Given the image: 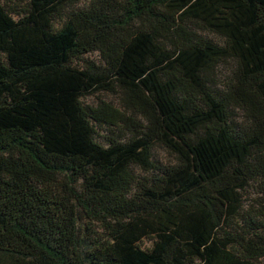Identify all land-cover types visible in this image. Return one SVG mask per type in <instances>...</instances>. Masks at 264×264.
<instances>
[{"label":"trees","instance_id":"1","mask_svg":"<svg viewBox=\"0 0 264 264\" xmlns=\"http://www.w3.org/2000/svg\"><path fill=\"white\" fill-rule=\"evenodd\" d=\"M0 264H264V0H0Z\"/></svg>","mask_w":264,"mask_h":264},{"label":"rangeland","instance_id":"2","mask_svg":"<svg viewBox=\"0 0 264 264\" xmlns=\"http://www.w3.org/2000/svg\"><path fill=\"white\" fill-rule=\"evenodd\" d=\"M86 98H87L86 100H87L88 102H92V101H95V100H96L93 96H92V97L87 96ZM160 152H161V151H160ZM161 156L164 157V153L161 152Z\"/></svg>","mask_w":264,"mask_h":264}]
</instances>
